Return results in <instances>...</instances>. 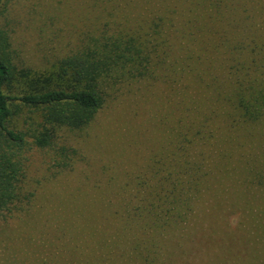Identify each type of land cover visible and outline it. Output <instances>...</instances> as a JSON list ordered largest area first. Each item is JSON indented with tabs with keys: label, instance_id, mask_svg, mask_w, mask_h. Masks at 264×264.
<instances>
[{
	"label": "trees",
	"instance_id": "obj_1",
	"mask_svg": "<svg viewBox=\"0 0 264 264\" xmlns=\"http://www.w3.org/2000/svg\"><path fill=\"white\" fill-rule=\"evenodd\" d=\"M105 6L103 30L33 93H5L13 71L0 44V131L18 145L23 135L6 128L11 100L42 109L52 133L34 143L46 148L58 127H88L120 84L160 79L170 89L160 118L166 135L149 154L148 181L115 208L79 209L84 225L71 230L62 260L148 264L158 236L188 230L202 217L217 219L227 238L237 225L263 240L264 208L254 203L264 204V165L254 161L243 170L238 193L225 189L235 171L231 149L247 158L246 146L264 125V0H106ZM12 196L9 187L0 193L2 201Z\"/></svg>",
	"mask_w": 264,
	"mask_h": 264
},
{
	"label": "rangeland",
	"instance_id": "obj_2",
	"mask_svg": "<svg viewBox=\"0 0 264 264\" xmlns=\"http://www.w3.org/2000/svg\"><path fill=\"white\" fill-rule=\"evenodd\" d=\"M105 1L2 0L0 44L13 71L5 93L18 98L41 89L40 79L56 73L63 59L103 30ZM169 93L160 79L120 84L88 127H58L46 148L34 143L47 130L52 133L42 109L10 101L6 128L21 133L24 143L0 131V193L9 187L13 195L0 198V264H66L60 256L70 251L71 230L84 225L76 217L79 209L115 208L148 181L149 154L165 134L160 118L169 107ZM257 130L253 144L246 146L247 158L231 149L228 164L235 171L227 192L240 191L235 179H245L243 170L254 161L264 165V125ZM253 194L261 195L256 189ZM216 221L202 217L188 230L164 232L153 243L158 253L147 255L148 264H264V239L239 232L237 225L227 238Z\"/></svg>",
	"mask_w": 264,
	"mask_h": 264
}]
</instances>
